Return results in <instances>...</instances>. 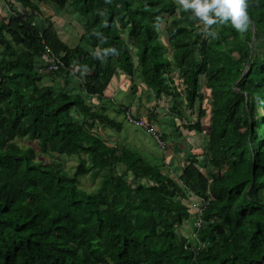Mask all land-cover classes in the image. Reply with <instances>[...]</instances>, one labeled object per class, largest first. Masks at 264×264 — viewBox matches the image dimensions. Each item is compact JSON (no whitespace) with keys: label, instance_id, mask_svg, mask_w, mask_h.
<instances>
[{"label":"trees","instance_id":"trees-1","mask_svg":"<svg viewBox=\"0 0 264 264\" xmlns=\"http://www.w3.org/2000/svg\"><path fill=\"white\" fill-rule=\"evenodd\" d=\"M41 1L81 29L75 45L16 8ZM246 3L240 33L178 0H3L0 264H264V0ZM45 55L64 66L49 70ZM120 75L131 99L170 100L172 132L160 133L177 171L163 153L112 139L129 108L105 95ZM59 157L77 158L71 173ZM86 176L93 191L79 187ZM195 198L207 201L199 215Z\"/></svg>","mask_w":264,"mask_h":264},{"label":"rangeland","instance_id":"rangeland-1","mask_svg":"<svg viewBox=\"0 0 264 264\" xmlns=\"http://www.w3.org/2000/svg\"><path fill=\"white\" fill-rule=\"evenodd\" d=\"M178 2L180 3V0H178ZM0 6H1V4H0ZM2 13L4 15L5 12L2 11ZM2 13L0 12V14H1L0 18L2 16ZM160 39L163 42H166V41H164V37L162 35H160ZM75 42L76 41H73V42L69 41V44L72 46L73 44H75ZM119 82H120V77L119 78L117 77L114 80V82L112 83L113 85H115L114 90H116V89H118L119 91L124 90L125 93L129 94V92L131 90V85H132L130 80L127 77L123 78V81H122L123 87H119ZM134 83H135L134 85L140 84V79L136 78ZM113 97L115 100H117V103H122L123 99L127 100V97L123 98L124 95L122 92L114 94ZM129 102H130V100L125 101L122 104L128 105ZM138 102L142 106V107L141 106L140 107H141L143 113H147L148 111H150V109L154 110V113L156 114V120L155 119L154 120H155V122H156V124L160 130L163 128H167L168 125H165L164 123H162V121H158V120H162V119H164L165 121L170 120V116L174 114L170 109L171 103H170L169 99H163V100L158 101V100H155L152 97V95L145 94L144 96L141 97V99L138 100ZM207 105H208V102H207V100H205L204 106L209 108V106H207ZM113 110H115V109L113 108ZM184 113H185V116H183V119L180 120V123H182V124L184 123V120H186L188 117L186 112H184ZM111 118H114V119L120 120V121L124 120L122 113H119V114L114 113L113 115H111ZM202 121H203V123L208 122L206 119H203ZM110 134L112 136V139H116L117 141L119 140L120 142H122L126 145L136 147L139 151H141L143 153H148L152 156L157 155L158 158H160V156H161L160 155V153H161L160 149L157 147L154 139L143 129L134 127V126L128 124L125 120H124L123 130L120 134H112V133H110ZM184 134L186 135L187 133L184 132ZM195 138H198V137L192 136V140L197 145H199L201 143V139H199L198 141H195L194 140ZM14 142L22 148H27V147L34 148L36 151L35 160L36 161H42V162H44L45 165H48L49 162H51L52 160H55L54 158H50L48 156L40 154L37 147H36L35 141H29L27 139H15ZM172 152H173L172 150L168 151V154L170 153L169 154L170 157H171V155L174 156V154H172ZM169 156H168V160H167V158L165 160L166 163L167 162L170 163ZM57 163H60L62 168L66 172L71 173L77 164V158H75V157H59L57 160ZM171 163H172V166L176 165L174 158H171ZM166 167H167V165H166ZM118 170L121 171L122 167H119ZM176 171H177V168H176ZM123 179L130 182L129 176H123ZM96 184L97 183L95 180H91L88 176H86V177H83L80 179L79 187L86 190V191H93L96 187ZM192 205H194V203L190 202V206H192ZM191 211L193 213V211H195V210L193 209ZM180 233H182V235H184V236H185V234L191 235V236L193 234L191 227L188 224L184 225V227L182 228Z\"/></svg>","mask_w":264,"mask_h":264},{"label":"crops","instance_id":"crops-1","mask_svg":"<svg viewBox=\"0 0 264 264\" xmlns=\"http://www.w3.org/2000/svg\"><path fill=\"white\" fill-rule=\"evenodd\" d=\"M16 6H17L16 8L18 9V11H20L22 13L25 12L26 16L30 17L34 21V23L39 25V26L43 23H47L48 21L52 22L55 26V30L58 34V37L63 42L67 43L68 45H70L69 41H71V42L76 41L75 44L78 42V38L80 37L79 35L81 34V29H73L69 24V22L71 20L66 18L64 16V14H61V15L55 14L54 10L52 9L51 6H49V4H47V2H45V1L38 2V10H36L35 12H29V10L26 9V7L22 6L21 3H19V2H18V4L16 3ZM2 11L5 12L4 15H3ZM0 12L2 13V16H6L8 14L7 7L0 6ZM75 44H73V45H75ZM119 77H120L119 87H123L122 81H123V78H126V77L123 75L118 76V78ZM116 78L117 77H114L111 80L110 87L105 94L107 96V98L115 100L113 95L117 94L119 92H122L124 95L123 98L127 97V100L123 99L122 103L130 100L127 107H129L132 110V114L135 116L136 115L138 116V114H144L142 112V109H141L142 106L138 103L137 98L131 99V95H130L131 90H130L129 94L125 93L124 90L123 91L122 90L119 91L118 89L114 90L115 85H113L112 83L114 82V80ZM137 97H138V95H137ZM115 101H117V100H115ZM168 121L169 120H166V122H168ZM166 122H165V120H162V123H164L165 125H168ZM204 125H207V123H205ZM171 132H172V129H170V125H168L167 129H166V133L170 134ZM184 132L185 131H183V134H184ZM188 135H189V137H187L186 139L189 141L191 134L188 133ZM194 136H196V135H194ZM199 139H200V136H199V138H195L194 140L198 141ZM199 145H201V144H199ZM172 154H174V156L173 155H171V157L169 156L170 163L169 162H167V163L170 165V167H173L174 169H176V168L178 169L179 165L181 164L180 155L176 154L175 151L172 152ZM171 158L175 159L176 165L172 166ZM167 160H168V157H167Z\"/></svg>","mask_w":264,"mask_h":264},{"label":"clouds","instance_id":"clouds-1","mask_svg":"<svg viewBox=\"0 0 264 264\" xmlns=\"http://www.w3.org/2000/svg\"><path fill=\"white\" fill-rule=\"evenodd\" d=\"M180 3L183 9L191 10L193 18H198L207 26L218 22L221 24L230 22L240 33H244L249 27L250 19L246 0H180ZM211 35H216V33H211ZM125 110H130L132 114L130 108ZM157 128L160 132L158 126Z\"/></svg>","mask_w":264,"mask_h":264},{"label":"built area","instance_id":"built-area-1","mask_svg":"<svg viewBox=\"0 0 264 264\" xmlns=\"http://www.w3.org/2000/svg\"><path fill=\"white\" fill-rule=\"evenodd\" d=\"M2 2L3 0H0V4ZM44 57L47 58V60L49 61V64H48L49 70H58L59 68H62L64 66L62 60L59 57H55L53 55H50V56L45 55ZM152 116H153V111H149L146 115H142L138 117H133L130 110L124 111L125 121L134 127H137V128H140L146 131L154 139L157 147L160 149L161 153H163L164 155L167 141L161 138V133L159 132L155 124V120ZM191 202L194 203V205L191 206L195 210L193 211V213H196L197 215L200 214V211L202 210V208L207 204V201H205L204 199H198V198L193 199ZM196 225L197 226L200 225L199 219L197 220Z\"/></svg>","mask_w":264,"mask_h":264},{"label":"water","instance_id":"water-1","mask_svg":"<svg viewBox=\"0 0 264 264\" xmlns=\"http://www.w3.org/2000/svg\"><path fill=\"white\" fill-rule=\"evenodd\" d=\"M254 39H255V35L253 33L252 43H251V46H250V52L253 50Z\"/></svg>","mask_w":264,"mask_h":264}]
</instances>
